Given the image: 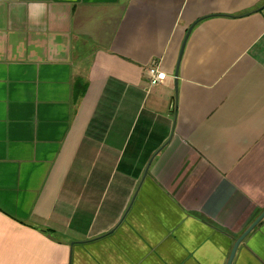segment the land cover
I'll return each mask as SVG.
<instances>
[{"label": "crops", "instance_id": "0c3cea01", "mask_svg": "<svg viewBox=\"0 0 264 264\" xmlns=\"http://www.w3.org/2000/svg\"><path fill=\"white\" fill-rule=\"evenodd\" d=\"M263 5L0 0V264H264Z\"/></svg>", "mask_w": 264, "mask_h": 264}, {"label": "built area", "instance_id": "2783aa9c", "mask_svg": "<svg viewBox=\"0 0 264 264\" xmlns=\"http://www.w3.org/2000/svg\"><path fill=\"white\" fill-rule=\"evenodd\" d=\"M151 86L159 84L166 79V73L159 69L156 62H153L148 69Z\"/></svg>", "mask_w": 264, "mask_h": 264}, {"label": "water", "instance_id": "95a60500", "mask_svg": "<svg viewBox=\"0 0 264 264\" xmlns=\"http://www.w3.org/2000/svg\"><path fill=\"white\" fill-rule=\"evenodd\" d=\"M262 8H264V5L263 6H261L258 10H260V9H262ZM193 26H194V24H192L190 27H189V29H188V32H187V34H186V36H185V39H184V42H183V44H182V49H181V54H180V58H181V56H182V53H183V50H184V48H185V45H186V42H187V38H188V36H189V34L191 33V30L193 29ZM178 74H179V63H178V66H177V69H176V72H175V76H176V88H177V86H178V79H177V77H178ZM149 167V166H148ZM147 171H148V168H147V170H146V173H147ZM264 217V212H263V214L257 219V221L251 226V228H249V230L242 236V238L259 222V220H261L262 218ZM242 238H240L239 240H238V242L236 243V246H235V249H236V247L238 246V244H239V242H240V240L242 239ZM234 249V250H235ZM234 252V251H233Z\"/></svg>", "mask_w": 264, "mask_h": 264}, {"label": "trees", "instance_id": "16d2710c", "mask_svg": "<svg viewBox=\"0 0 264 264\" xmlns=\"http://www.w3.org/2000/svg\"><path fill=\"white\" fill-rule=\"evenodd\" d=\"M41 230H43L44 232H47L49 234H52V230L51 229H47V228H40Z\"/></svg>", "mask_w": 264, "mask_h": 264}]
</instances>
